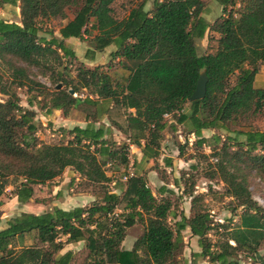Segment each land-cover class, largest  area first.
Segmentation results:
<instances>
[{
  "label": "trees",
  "instance_id": "1",
  "mask_svg": "<svg viewBox=\"0 0 264 264\" xmlns=\"http://www.w3.org/2000/svg\"><path fill=\"white\" fill-rule=\"evenodd\" d=\"M112 1L0 0V5H16L19 16L18 22L0 18V57L10 72L8 80L0 83V93L6 96L0 102V197L7 178L14 177L19 180L13 195L18 202H26L34 185L51 181L65 168L78 174L80 189L90 186L101 194L98 202L87 206H52L8 219L0 229V264H176L179 232L185 227L197 237L200 250L191 252L192 259L184 264H195L194 257L205 258L207 264H240L231 256L239 249L251 252L250 264H264V257L260 259L256 253L259 245L264 246V213L242 179L236 177L237 169H227L245 156L264 178V129L252 127L254 120L264 116V87L253 86L264 62V0H215L221 13L211 23L200 15L202 0H153L149 11L144 9L146 0H141L121 19L112 16ZM70 9L72 16L66 19ZM61 19L66 20L57 28V36L52 31H48L49 38L38 35L39 21ZM88 24L89 31H94L88 58L112 44L109 56L118 58L128 71L124 82L103 71L100 64L87 67L79 61L74 77L64 78L56 72L53 84L60 82V87L49 89L10 61L15 57L53 70L62 64L61 57L74 56L64 40L82 38L88 33ZM206 30L216 35L215 47L199 54L195 39L202 38ZM202 70L207 78L205 94L188 101ZM11 86L24 87L44 98L45 115L59 110L66 116L79 102L111 100L125 112V125L117 129L127 135L129 144L139 148L143 158L158 156L157 141L166 127L164 115L182 125V146L188 145L186 136L193 135L190 146L194 149L207 141L202 130L235 124L234 136L222 140L219 153H215L220 156L215 171L227 195L243 208L237 224L225 231L224 241L212 250L206 238L211 229L208 215L194 210L198 196L190 198L188 216L182 215L173 228L168 221L171 201L164 195V185L158 187L156 197L142 177L132 174L121 196L107 190L106 163L118 160L126 166L128 162L122 147L107 143L104 136L109 129L102 124L75 125L65 143H44L35 135V112L19 104ZM67 88L73 93L87 89L96 99L73 97ZM212 138L220 141L219 135ZM229 140L235 146L233 151H229ZM256 151L260 153L254 154ZM122 199L127 211L121 213L118 205ZM114 209L118 213L110 219L107 214ZM135 222L142 225V231L130 248H122L125 230ZM26 237L34 243L24 244ZM61 237L63 241L57 240ZM80 240L84 241L80 252L84 256L79 263L71 250L58 253L64 243Z\"/></svg>",
  "mask_w": 264,
  "mask_h": 264
},
{
  "label": "rangeland",
  "instance_id": "2",
  "mask_svg": "<svg viewBox=\"0 0 264 264\" xmlns=\"http://www.w3.org/2000/svg\"><path fill=\"white\" fill-rule=\"evenodd\" d=\"M140 1L113 0L110 4L112 16L116 19L125 17L128 10L140 3ZM152 2L153 0H146L144 9L147 11L151 10ZM202 2L203 8L200 15L207 23H211L221 13V8L215 0H202ZM17 11L18 7L16 5L1 4L0 18L6 21L18 22L19 16H17ZM72 11L73 9L68 11L66 19L72 16ZM66 19L39 21L40 31L38 35L49 38L48 31H52L57 36V28ZM87 32L80 39L69 38L64 40V43L73 49L74 56L72 58L61 57L62 64L53 66V70L28 65L15 57H10V61L13 65L24 68L30 78L44 84L49 89L57 85H54L52 80L55 78L56 72H60L64 78L74 77L79 61L87 67L100 64L103 71H108L113 78L124 82L128 71L121 67L118 63V58H111L109 56V53L114 50L112 44L102 51L95 52L93 59L88 58L86 51L92 47L90 37L94 33V31H89V24L87 25ZM214 37H216L215 34L206 30L202 38L195 39L197 52L203 54L212 51L215 47ZM4 59H8V56L5 55ZM9 75V69L5 61L0 57V83L8 80ZM230 80H233V76L230 77ZM253 85L255 87H264V62H262V67L257 72ZM10 88L16 92L19 104L23 108L32 109L35 112L33 119L36 125L35 135L44 143H65L71 138V134L68 132L69 129L75 125L83 127L85 124L90 123L94 126L102 124L104 127H107L109 131L104 136L107 143L112 145V147H122L131 163L130 169L132 174L142 177L152 194L159 197L157 189L161 185L159 182L161 181L160 179H163V182L168 184L167 192L164 195L171 201L168 221L173 228H175V223L181 220L182 215L188 214L190 198L197 196L198 198L194 202V210L207 213L208 215L211 229L207 231L206 238L210 242L212 250H215L218 242L224 241L226 238L225 231L237 224L238 215L243 208L237 206L236 200L227 195L225 187L215 171V165L218 163L220 157L215 153H219L218 150L222 140L226 139V137L234 136L233 131L238 128L235 124L230 123L225 129H205L203 135L207 138V141L201 148L194 149L190 145L182 146L180 144L177 133L185 134L182 125L176 124L170 116H165V131L157 141L158 156L155 158H143L141 157L139 148L133 144L130 145L127 135L117 129V126L122 129L125 125V112L111 100H97V104L79 102L76 106L69 109L66 116H63L59 110L45 115L44 98L35 96V92H27L24 87L17 88L11 86ZM61 88L65 89L66 87L61 85ZM71 95L73 97H80L81 99L86 96L90 99H96L87 89H80L79 92L72 93ZM5 99L6 96L0 93V102H3ZM28 101H30V104H28ZM63 117H69L70 119L64 121L62 119ZM252 127L264 129V116L254 120ZM213 135H219L220 141L217 143L214 142ZM238 139H241V137H238ZM165 140L170 144H167ZM228 143L230 145L229 151H233L235 149L234 144H232L233 142L229 140ZM171 144L176 150L175 158L177 159L174 165L175 169L169 170L162 168L161 163L165 157L164 154L170 153L168 146H171ZM160 147L163 149H160ZM159 151L161 152L160 154ZM253 153L260 152L256 151ZM212 157H215L217 162H213ZM234 168L237 169L234 170L236 177L242 179L251 199L264 213V178L245 156L240 161L233 162L232 165H227V169L232 170ZM104 169L109 178L105 184L106 189L121 196L127 184L126 180L122 179L127 168L121 165L118 160H109L104 166ZM18 180L14 177H8L6 180L3 193L0 197V229L6 226L8 219L17 216L20 212L40 213L50 209L52 206L64 209L77 205L87 206L91 203L98 202L101 197L97 188L88 186L84 190L80 189L78 174L73 172L71 168H65L59 176L51 181L34 185L33 194L26 202H18L13 195V189L18 183ZM124 204L125 200L122 199L118 205V210L121 213L127 211L124 208ZM141 231L142 225L139 222H135L132 226L126 228L121 247L125 249L130 248L133 240L140 235ZM179 236L180 240L177 242L175 262L176 264L188 263L192 259L191 252H194V250L198 252L200 250L197 237L192 236L188 228L180 230ZM191 237H194V240ZM57 240L63 241L64 237L58 238ZM14 243L15 245L18 244L16 241ZM23 243H34V240L26 237L23 239ZM83 247L84 241L82 240L68 242L64 243L58 253L71 250L76 255L75 262L79 263L84 256L83 253H80ZM256 253L260 256V259L263 258L264 246L259 245ZM250 254V251L239 249L233 251L231 256L233 259L238 260L240 264H250L251 260L248 258ZM204 259L194 257L193 260L195 264H207ZM259 264H262V262L260 261Z\"/></svg>",
  "mask_w": 264,
  "mask_h": 264
},
{
  "label": "crops",
  "instance_id": "3",
  "mask_svg": "<svg viewBox=\"0 0 264 264\" xmlns=\"http://www.w3.org/2000/svg\"><path fill=\"white\" fill-rule=\"evenodd\" d=\"M17 16H18V11H17ZM69 39V38H68ZM66 40V39H65ZM106 48V47H105ZM94 55H95V53H94ZM94 55H93V58H94ZM262 67V64H260L259 65V69ZM258 69V70H259ZM258 70H257V72H258ZM257 72H256V74H255V76H254V80H253V84H254V81L256 80V75H257ZM254 86V85H253ZM255 87V86H254ZM54 111H57V110H54ZM128 112H133V110L132 109H128L127 110ZM52 117H54V116H52ZM64 121H66V120H69L70 118L69 117H63L62 118ZM205 130V129H204ZM204 130H202V133H203V131ZM164 131H165V129L163 130V132H162V135L164 134ZM166 142H167V144H170V143H168V141L167 140H165ZM168 148H169V151H170V153H166V154H164V158H163V162L161 163L162 164V168H165V169H169V170H172L173 168L175 169V164H176V159L177 158H175V152H176V150H175V148H174V146L171 144V146H168ZM167 148V149H168ZM160 149H163V148H161L160 147ZM159 149V150H160ZM140 151V150H139ZM168 151V150H167ZM141 153V152H140ZM161 152L159 151V154H160ZM141 157H142V154H141ZM167 161V162H166ZM165 163H167V164H165ZM160 182V184L161 185H164L165 187H167V185L168 184H166V183H163L162 181H159ZM160 185V186H161ZM159 186V187H160ZM64 209V208H63ZM67 209V208H66ZM185 216H188V214L186 215L185 214ZM185 228H187V227H185ZM189 230V229H188ZM191 239L192 240H194V237H191ZM196 250H194V252H195ZM197 252V251H196Z\"/></svg>",
  "mask_w": 264,
  "mask_h": 264
},
{
  "label": "water",
  "instance_id": "4",
  "mask_svg": "<svg viewBox=\"0 0 264 264\" xmlns=\"http://www.w3.org/2000/svg\"><path fill=\"white\" fill-rule=\"evenodd\" d=\"M206 80H207V78H206L205 72H204V70H202L197 76V79H196L195 85H194V89L192 90L191 94L187 98L188 101L200 99L204 96ZM59 87H60V84L58 83L56 85V88H59ZM67 92L69 94L73 93V91L71 89H68Z\"/></svg>",
  "mask_w": 264,
  "mask_h": 264
},
{
  "label": "built area",
  "instance_id": "5",
  "mask_svg": "<svg viewBox=\"0 0 264 264\" xmlns=\"http://www.w3.org/2000/svg\"><path fill=\"white\" fill-rule=\"evenodd\" d=\"M164 116H167V115H164ZM177 138L180 142H184V137L181 133H177ZM194 137L192 134H189L186 136V141H187V144L188 145H191V142L193 141ZM131 145V144H130ZM127 159H128V156H127ZM127 169H126V172L123 174L122 176V179L123 180H127L131 175H132V172H131V163L129 162V159H128V162L125 166ZM263 203V202H262ZM118 213V210L117 209H114L112 212L108 213L107 216L111 219L112 217L116 216ZM230 243H232L231 241H229Z\"/></svg>",
  "mask_w": 264,
  "mask_h": 264
}]
</instances>
